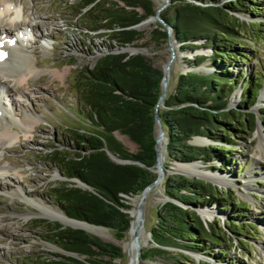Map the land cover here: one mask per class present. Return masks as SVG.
Wrapping results in <instances>:
<instances>
[{
    "label": "trees",
    "instance_id": "trees-1",
    "mask_svg": "<svg viewBox=\"0 0 264 264\" xmlns=\"http://www.w3.org/2000/svg\"><path fill=\"white\" fill-rule=\"evenodd\" d=\"M218 1L170 0L159 14L172 28V36L182 49L194 50L199 47L195 42L202 40V46L212 50L209 56L201 54L186 60L189 66L208 61L211 69L178 73L163 99L164 107L157 112L167 136L166 157L171 162L212 164L216 160L227 167L229 151L239 144L242 134L249 137L257 120L264 124V109L259 115L249 112L262 82H253V75L235 73L232 67L237 59L251 60L249 53L240 49L247 43L238 34L248 28L255 30L250 27L252 22L239 19L236 13L261 17L256 11L260 8L252 5L264 0H226L222 4ZM155 11L151 0H83L77 14L96 18V25L86 26L87 29L110 30V40L121 47L142 37L131 26L153 16ZM253 23L260 25L261 20ZM167 38L162 25L150 36L156 43H165ZM112 50L110 45L93 66L77 72L74 88L78 118L85 126L70 128L71 144L67 143L65 149L54 148L48 160L68 180L54 189L61 211L70 218L105 226L121 240L131 220L126 211L131 208L127 197L140 194L157 176L152 171L156 161L154 124L162 70L146 55ZM238 86L242 89L241 101L236 107H227ZM115 131L135 142L138 150L130 152L116 139ZM194 136L206 137L211 142L192 144L189 141ZM105 147L132 162L113 161ZM214 168L212 165L211 169ZM72 178L86 183L90 189L75 185ZM162 184L164 194L178 203L166 200L156 208V222L149 230L153 245L141 250L140 258L159 259L167 264H184L183 260L196 264L191 255L200 254L220 262L229 238L227 232L242 234V223L233 220L232 226L225 223L224 229L216 222L205 221L200 213L214 203L221 210L232 206L227 198L215 184L197 177L170 173ZM42 222L46 241L78 256L56 253L46 264H115V259L123 257L119 246L85 230L57 221Z\"/></svg>",
    "mask_w": 264,
    "mask_h": 264
},
{
    "label": "rangeland",
    "instance_id": "rangeland-1",
    "mask_svg": "<svg viewBox=\"0 0 264 264\" xmlns=\"http://www.w3.org/2000/svg\"><path fill=\"white\" fill-rule=\"evenodd\" d=\"M10 1L14 4L15 9H19V12L14 9L15 14L10 17L16 23L15 25L7 23L4 27L0 25V30L6 29L14 37L17 35L22 37L26 44L27 55L34 61L35 67L42 72L35 76L25 73L27 83L21 84V87L27 88L30 85L31 88L37 89L30 94V102L27 103L33 108V116L31 115L33 121L30 123V130L22 126L20 122L17 124L16 121V124L11 128L15 139L5 147L0 148V166L6 167L7 173L17 181L16 183L4 180L9 188H6L7 192L0 191V264H46L48 258H53L56 253H66L44 239L46 232L42 220L57 221L64 226H71L41 215V210L35 206L43 203L47 207L61 210L54 197V189L61 182H68V180L58 171L54 163L49 162L48 154L54 148H67L70 128L77 130L85 126L82 119L78 118V98L74 88L77 72L84 67L93 66L96 59L105 53L110 45L115 47L116 43L110 40V30L89 31L87 29L86 26L96 25V18L90 19L86 18L85 15L77 14L83 0ZM151 1L156 9L155 2ZM225 1L219 0L218 4ZM169 2L170 0L168 4ZM21 6L26 9L24 13L21 12ZM252 6L260 8L256 11L261 17L253 18L248 14L236 13L239 19L252 22L250 27L255 28L253 32L248 28L238 34V37L247 43L240 49L249 53L251 60L242 62L237 59L236 62L232 63V67L235 73H241L243 76L251 74L253 75V82L258 80L262 82L256 100L249 109V112L259 115V112L264 109V98L261 97V90L264 86V2ZM137 10L139 13H143L142 8ZM151 17L148 16L143 20ZM259 20H261V24L256 26L253 22ZM28 21L38 24L37 31H21L18 34L16 28L20 26V23L23 25ZM158 25L162 24L157 19L149 24H139L136 29L142 34V37L129 46L131 48L132 46L145 47L149 51L146 56L155 67L160 69L171 59L173 54L172 59L174 57L175 59L169 74L167 92L171 91L177 74L184 72L185 69L195 67H199L201 70L211 69L208 61L197 66H189L186 63V60H193L196 55H211V48L202 46V40L195 42L199 45L198 48L189 50L182 49L180 43H177L172 36L171 49L167 41L156 43L150 39L151 32ZM40 32L48 34L46 41L38 38ZM42 43L44 46H41ZM127 48L126 50H128ZM20 69L23 70V67ZM0 77H2L1 73ZM0 81H2L3 87L7 86V91L13 100H20L21 103L25 104L22 98L16 95L15 86L11 80ZM28 89L30 90V88ZM240 89L238 86L232 92L227 103L228 107H236L239 104L242 98L241 92L237 94L235 103L232 101ZM29 90L27 91L29 92ZM258 128L264 144V124L257 120L252 134L249 137L242 134L243 138L238 141L239 144H236L229 151L231 159L227 167L220 166L216 160L212 164L199 163L203 167L198 164L208 174L215 177L220 176L221 179H228L227 184H224L223 180H221L222 183H217L211 177L213 184L227 198L228 204L232 205L221 210V207L214 203L201 211L204 212L207 208L213 210L210 217L202 216L200 213L201 216L204 220L206 219L205 221L216 222L217 226H223L224 229H226L224 224H230L233 220V222L242 223L243 233L237 236L227 232L229 238L224 244L226 250L220 262L215 263L207 255H191L196 264L198 261H208L209 263L211 261L210 264H264V148L261 151L257 149L259 144ZM114 136L130 152L134 153L138 150V145L126 135L115 131ZM259 153H261V158L258 156ZM212 165L215 166L214 169H211ZM163 167H165V172L166 169L171 171L170 169L177 167L167 159L166 153L163 159ZM171 172L166 173L170 174ZM19 187L23 190H20ZM161 187L162 201L154 203L150 198L144 208L146 231H149L156 222V208L167 198L164 194L163 184ZM23 191H26L27 194L24 195ZM128 202L131 205L129 200ZM107 232L111 237L108 240L116 239L109 230ZM127 239L128 231L119 241ZM108 240L105 239V241ZM152 245L153 243L149 240L142 247V250ZM122 254V259L114 260L115 264H127L128 255L123 250ZM145 261L167 264L159 259ZM183 263L193 264L186 260H183Z\"/></svg>",
    "mask_w": 264,
    "mask_h": 264
},
{
    "label": "bare ground",
    "instance_id": "bare-ground-1",
    "mask_svg": "<svg viewBox=\"0 0 264 264\" xmlns=\"http://www.w3.org/2000/svg\"><path fill=\"white\" fill-rule=\"evenodd\" d=\"M156 4V9H159L164 5L166 0H153ZM12 4L13 5V10L12 11H7L5 9L6 4ZM14 4L10 0H4V3L0 4V9H5L2 14H0V25L4 27L7 23H10L11 25H15V21L13 19L11 20L10 17L11 15L13 16L15 14L14 12ZM21 12L24 13L26 10L24 6H21ZM162 9L159 10V13ZM7 17V18H6ZM151 17V16H150ZM155 17L148 18L146 20H143L140 24H146L155 21ZM4 21V23H2ZM37 26L38 24L35 22H29L26 24H21L18 26L16 29L18 30V34L21 33V31H37ZM1 29V28H0ZM5 29V28H4ZM8 37V38H6ZM5 38V42L3 43ZM38 38L45 39L48 38V34H43L39 33ZM0 41L2 43L3 48L5 49V55L0 58V73L1 76L0 80H11L15 86L16 90V95L18 97H21L24 103H21L19 101L13 100V97L10 96L9 91H7V86L3 87L2 81H0V148L5 147L8 143H10L14 138V134L12 131V126L20 122L22 126L25 128H29L30 130V123L33 121V114H32V109L31 105L28 106V102L30 99V94L35 92L37 90L36 88L33 89L31 88L30 85L28 87H21V84L27 83V78L25 77V73H29L32 75H38L42 71H40L38 68L35 67L34 61L27 55L26 53V44L23 41V38L20 36L14 37L13 35L9 34L6 29L4 31L0 30ZM10 42V44H9ZM8 43V44H7ZM41 46H44V43L41 44ZM40 46V47H41ZM46 46V45H45ZM175 46H173L174 48ZM127 47L124 49L126 50ZM176 48V47H175ZM128 51L131 50L132 52H145L148 54V50L145 47L141 46H128ZM175 59V57H174ZM174 59H169L170 65L167 68V64L165 63L163 65V69H167L168 71L165 74V79L167 80V91H168V86H169V74L170 70L172 68L173 60ZM23 67V70L20 68ZM6 75H5V73ZM7 82V81H4ZM29 84V82H28ZM30 88V90L28 89ZM29 90V92L27 91ZM34 90V91H33ZM238 92V91H237ZM241 91L235 94V98L232 101V103H235V99L238 96L237 94H240ZM261 97L264 98V86L263 89L261 90ZM32 115V116H31ZM33 123V122H32ZM259 128L257 130V135L259 137V144L257 146V149L261 151L264 148L263 144V139L260 136ZM27 131V130H26ZM195 141L199 142V139H196ZM157 149H158V154H159V163L163 165V159L165 157V142L163 138H158L157 142ZM258 156L261 158V153L258 154ZM17 160V159H16ZM13 161V160H12ZM14 162L18 163V161ZM177 167L170 169L172 172L174 170H178L180 172L187 173L189 175L193 176H201L208 178L209 180H212L214 178L215 182H222L227 184L228 179H221L220 176L215 177L212 176L211 174H208L205 172L201 167L198 162H191L187 164H180L176 162H172ZM201 166H199V165ZM166 169V172H171ZM155 172L156 168H155ZM165 172V171H164ZM165 172V174H166ZM171 172V173H172ZM212 177V178H211ZM4 180H9L11 182H16L15 178L11 176L10 174L7 173L6 167L0 166V191L2 192H7L6 188H9L7 182ZM221 182V183H222ZM162 178H156L147 188L145 192V196L143 201L141 202L140 206L138 207V203L140 200V195H135L132 196L130 199V203L132 205V208L130 209V214H131V226L128 230V239L119 241L118 244L122 247L123 252L127 253L128 255V262L127 264H157V263H152V262H146V261H141L139 256H137V249H142L144 245H146L150 239L149 236V231L145 230L144 227V208L146 207L148 201L150 198H152L153 202H160L162 201ZM20 188V187H19ZM20 190H23L20 188ZM11 191V190H10ZM15 191V190H14ZM24 195H26V191H23ZM36 208L41 210V215L47 216L49 218L59 220L63 224L66 225H71L75 227H81L86 229L89 233L96 234L100 236L103 239H111L110 235L108 234L106 228L102 226H96L88 223H82L79 221H76L74 219H69L66 217V215L59 209L53 208V207H47L45 205L40 204V205H35ZM139 210L141 211V215L139 214ZM213 210H210L207 208L204 212H201L202 216L210 217V213ZM142 217V222L140 223ZM206 220V219H205Z\"/></svg>",
    "mask_w": 264,
    "mask_h": 264
},
{
    "label": "water",
    "instance_id": "water-1",
    "mask_svg": "<svg viewBox=\"0 0 264 264\" xmlns=\"http://www.w3.org/2000/svg\"><path fill=\"white\" fill-rule=\"evenodd\" d=\"M168 1L169 0H166V2L164 3V5L162 6V7H160L159 9H156V11H155V14L153 15L158 21H160L161 22V24H162V26L166 29V31H167V35H168V38H167V42H168V44H169V47L172 49V44H171V42H172V28L160 17V15H159V10L160 9H163V8H165L166 6H167V4H168ZM141 22H139V23H137V24H135V25H132L131 27L132 28H135L136 29V27L140 24ZM175 40V39H174ZM176 41V40H175ZM127 46H129L128 44H126L125 46H121V47H119V46H115V47H113V50H112V52H126V53H128V55H132V54H143V55H148L147 53H145V52H132V51H128V50H125L124 48L125 47H127ZM108 51V50H107ZM106 51V52H107ZM171 58H173V54H172V56H171ZM96 62V61H95ZM170 60H168L167 62H166V64H167V68L169 67V65H170ZM162 78H161V81H160V90H161V94H160V96H159V98H158V100H157V102H156V105H155V124H154V135H155V150H156V161H155V167L152 169V171L153 172H155V168H156V171L157 172H155L156 174H157V176L155 177V179L156 178H162V179H164L168 174L166 173L165 174V167H163V165L162 164H160L159 163V154H158V149H157V142H158V138L160 137V138H163L164 139V142H165V151H166V143H167V136L165 135V130H164V127H163V125H162V123H161V121H160V119H159V117H158V115H157V112H158V110H159V108H161V107H164V104H163V99L165 98V96H166V94H167V80L165 79V74H166V72L168 71L167 69H163V67H162ZM189 70H191V71H200L201 69H199V67H195V68H187V69H185L184 70V72H187V71H189ZM201 71H204V72H208V71H210V69L209 70H206V69H202ZM184 72H182V73H184ZM239 91H241V89L239 90ZM228 107V106H227ZM157 128H158V130H157ZM196 139H199V142H197V141H195ZM190 143H192V144H198V145H204V144H209L211 141L209 140V139H207L206 137H203V136H194L190 141H189ZM105 150H106V153L109 155V157L113 160V161H115V162H117V163H130V162H132L131 160H125V159H121V158H119V157H117L115 154H113L107 147H105ZM174 162H176V163H180V164H187V163H182V162H177V161H174ZM194 162H198V161H194ZM189 163H191V162H189ZM198 163H200V162H198ZM201 166H203L202 164H200ZM172 173H178V174H183V175H186V176H188V177H197V178H199V179H203V180H206V181H208V182H211V183H214V182H212L211 180H209L208 178H205V177H201V176H193V175H189V174H187V173H184V172H180V171H173ZM154 179V180H155ZM72 181H74L75 182V185H77V186H79V187H81V188H84V189H90V187L86 184V183H84V182H82V181H80V180H78V179H76V178H72L71 179ZM153 180V181H154ZM152 181V182H153ZM151 182V183H152ZM150 183V184H151ZM149 184V185H150ZM149 185H147L142 191H141V193L139 194L140 195V200H139V203H138V207L140 206V204H141V202L143 201V199H144V196H145V192H146V190H147V188L149 187ZM131 197L132 196H130V197H128V200L130 201V199H131ZM166 200H172V201H175V202H177L176 200H173V199H170L169 197H167L166 198ZM166 200H164V201H166ZM129 203V202H128ZM178 203V202H177ZM130 209L131 208H129L128 210H126L127 211V213L129 214V216H131V214H130ZM139 214L141 215V211L139 210ZM66 215V214H65ZM66 217L67 218H69V219H74V220H76V221H79V222H82V223H88L87 221H83V220H79V219H75V218H70V217H68L67 215H66ZM202 217V216H201ZM203 218V217H202ZM131 222H132V219L130 220V222H129V228H130V226H131ZM142 222V217H141V220H140V223ZM88 224H90V223H88ZM99 226V225H98ZM70 227H72V228H79V229H82V230H85L86 232H88L86 229H84V228H81V227H73V226H70ZM102 227H104V228H106L107 230H109L107 227H105V226H102ZM129 228H128V230H129ZM89 233V232H88ZM90 234H92V233H90ZM92 235H94V236H97V237H99L100 239H102V240H105V239H103V238H101L100 236H98V235H96V234H92ZM149 236H150V241L152 242V239H151V231H149ZM115 240H117V239H115ZM115 240H108L109 242H112L113 244H115V245H117V246H119L120 248H121V246L118 244V242H116ZM117 241H119V240H117ZM55 246V245H54ZM56 247V246H55ZM59 250H61L62 252H64V253H66L67 255H71V256H74V257H78L77 256V254L76 253H73V252H68V251H65V250H63V249H61V248H59V247H57ZM122 250V249H121ZM141 250L142 249H137V256H139V258H140V254H141ZM192 255H194V254H192ZM140 260L141 261H145L144 259H141L140 258Z\"/></svg>",
    "mask_w": 264,
    "mask_h": 264
},
{
    "label": "clouds",
    "instance_id": "clouds-1",
    "mask_svg": "<svg viewBox=\"0 0 264 264\" xmlns=\"http://www.w3.org/2000/svg\"><path fill=\"white\" fill-rule=\"evenodd\" d=\"M2 3H4V0H0V4H2ZM5 9H6L7 11H12V10H13V5L10 4V3H9V4H6V5H5ZM5 9H0V14H2L3 11H4ZM15 11H16V12H19V9L16 8Z\"/></svg>",
    "mask_w": 264,
    "mask_h": 264
}]
</instances>
